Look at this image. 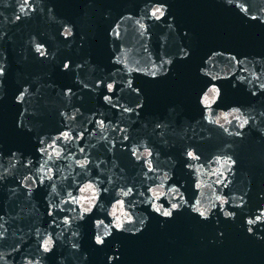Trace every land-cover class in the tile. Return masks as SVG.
<instances>
[{
	"label": "water",
	"instance_id": "water-1",
	"mask_svg": "<svg viewBox=\"0 0 264 264\" xmlns=\"http://www.w3.org/2000/svg\"><path fill=\"white\" fill-rule=\"evenodd\" d=\"M229 3L0 0V264H264V0Z\"/></svg>",
	"mask_w": 264,
	"mask_h": 264
},
{
	"label": "clouds",
	"instance_id": "clouds-1",
	"mask_svg": "<svg viewBox=\"0 0 264 264\" xmlns=\"http://www.w3.org/2000/svg\"><path fill=\"white\" fill-rule=\"evenodd\" d=\"M225 2L227 4L230 5L229 3V0H225ZM0 75H3L2 71H0ZM129 191H131V189H129ZM125 196L128 195V192H125L124 193ZM172 208L173 209H176L177 206L175 204L172 205ZM150 211L152 212V210L150 209ZM156 212H159V209H156ZM210 211H205V212H201L198 216L202 219V220H207L210 216ZM173 215V213L171 211H168V210H165L163 213H162V216L163 218H171ZM223 217L224 218H227V219H231V220H234L235 219V213L234 212H230V211H227V210H224L223 211ZM147 215H145L144 219L140 221V223L143 225L147 222ZM136 222V220L132 217V216H129L128 217V224L129 225H132ZM244 223H245V226H246V231L248 234H253V228L258 225V224H264V221L261 220V218L259 216H256L255 219H252V218H249L248 216H245V219H244ZM116 232H125V231H132L131 229H125L124 225L123 224H116ZM140 229L137 228L134 232H132V234H136V232H139ZM112 235V231H106L103 233V236L101 237L99 234H96L94 236V239H93V242L95 245L97 246H103L104 243H105V239L110 237ZM119 248V244H114L113 245V249L114 251L118 250ZM50 249L48 248H45V251H49ZM87 254H85V257H86ZM118 258V257H116ZM114 257L113 255H109L108 256V264H112V261H113Z\"/></svg>",
	"mask_w": 264,
	"mask_h": 264
},
{
	"label": "snow or ice",
	"instance_id": "snow-or-ice-1",
	"mask_svg": "<svg viewBox=\"0 0 264 264\" xmlns=\"http://www.w3.org/2000/svg\"><path fill=\"white\" fill-rule=\"evenodd\" d=\"M109 87H111V86H109ZM189 155H191V153H189ZM47 243V242H46Z\"/></svg>",
	"mask_w": 264,
	"mask_h": 264
}]
</instances>
